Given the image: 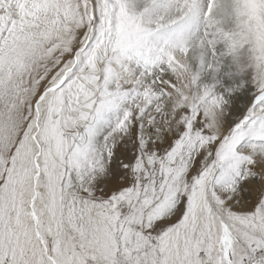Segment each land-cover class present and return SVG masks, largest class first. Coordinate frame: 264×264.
Masks as SVG:
<instances>
[{"label":"snow or ice","instance_id":"6c2138e0","mask_svg":"<svg viewBox=\"0 0 264 264\" xmlns=\"http://www.w3.org/2000/svg\"><path fill=\"white\" fill-rule=\"evenodd\" d=\"M0 264H264V0H0Z\"/></svg>","mask_w":264,"mask_h":264}]
</instances>
